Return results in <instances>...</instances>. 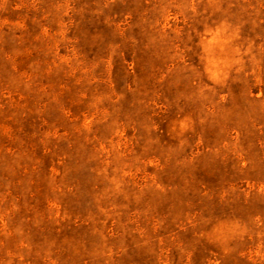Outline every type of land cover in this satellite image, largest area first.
I'll return each instance as SVG.
<instances>
[{
	"label": "rangeland",
	"instance_id": "1",
	"mask_svg": "<svg viewBox=\"0 0 264 264\" xmlns=\"http://www.w3.org/2000/svg\"><path fill=\"white\" fill-rule=\"evenodd\" d=\"M0 264H264V0H0Z\"/></svg>",
	"mask_w": 264,
	"mask_h": 264
}]
</instances>
